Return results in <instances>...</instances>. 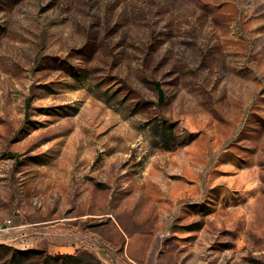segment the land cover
I'll return each instance as SVG.
<instances>
[{
    "label": "rangeland",
    "instance_id": "obj_1",
    "mask_svg": "<svg viewBox=\"0 0 264 264\" xmlns=\"http://www.w3.org/2000/svg\"><path fill=\"white\" fill-rule=\"evenodd\" d=\"M0 264H264V0H0Z\"/></svg>",
    "mask_w": 264,
    "mask_h": 264
},
{
    "label": "trees",
    "instance_id": "obj_2",
    "mask_svg": "<svg viewBox=\"0 0 264 264\" xmlns=\"http://www.w3.org/2000/svg\"><path fill=\"white\" fill-rule=\"evenodd\" d=\"M157 86H158V84H157ZM158 93H159V97H158L159 102H162V100H163V94H162V91L159 89V90H158Z\"/></svg>",
    "mask_w": 264,
    "mask_h": 264
}]
</instances>
